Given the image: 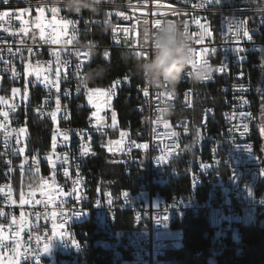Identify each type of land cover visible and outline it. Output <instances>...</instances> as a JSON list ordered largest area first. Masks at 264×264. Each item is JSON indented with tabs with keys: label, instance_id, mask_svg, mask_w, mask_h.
Here are the masks:
<instances>
[{
	"label": "built area",
	"instance_id": "1",
	"mask_svg": "<svg viewBox=\"0 0 264 264\" xmlns=\"http://www.w3.org/2000/svg\"><path fill=\"white\" fill-rule=\"evenodd\" d=\"M157 19L187 23L197 66L206 60L211 78L193 80L190 65L174 88L149 87L129 71L91 88L86 68L96 60L107 65L116 52L151 59L143 33L156 31ZM203 28L211 35L200 41ZM263 58L264 0H100L78 14L64 0L0 4V264H131L137 254L144 264H164L165 250L182 241L178 222L190 214L207 218L203 264H245L242 231L264 224L253 103ZM85 85L104 90L101 99L116 114L119 103L137 115L119 119L114 138L130 184L117 194L89 183L85 163L99 129L91 113L79 122L76 111L102 95ZM29 115L48 122L56 160L51 195L24 204L14 194L15 171L40 173L39 159L26 156L28 133L21 134Z\"/></svg>",
	"mask_w": 264,
	"mask_h": 264
},
{
	"label": "trees",
	"instance_id": "2",
	"mask_svg": "<svg viewBox=\"0 0 264 264\" xmlns=\"http://www.w3.org/2000/svg\"><path fill=\"white\" fill-rule=\"evenodd\" d=\"M137 60L136 57H129L125 53L116 52L107 65L97 60L94 61L86 68L89 86L91 88H105L115 77L128 71L132 73L134 79L140 80L141 74L136 70ZM253 103L257 113L258 103L256 99ZM115 108L118 110V123L119 119L123 120L127 115L133 121L137 120L136 114L126 111L127 105L123 104L119 107L118 103ZM90 113V108L78 109L76 115H80L79 122L88 118ZM26 129L28 133L26 156L39 159L40 173L34 175L28 171L22 172L20 169L15 171L13 185L14 194L17 197L22 193L24 195L26 189L36 187L41 181V176L48 173V163L44 161V156L49 155L52 145L47 121H40L29 115ZM117 134L118 129H105L103 132L99 131L94 134L93 151L85 163L89 171L88 177L92 190L99 191L101 194H117L120 190L130 186L122 175L117 157L104 153L101 146L102 138L114 139ZM260 143L258 133H256L257 150H259ZM258 156L261 157L259 154ZM177 226L181 228L182 241L179 247H168L165 250L164 264H203L207 252V242L204 239V235L208 231L206 215L190 214L178 222ZM242 238L245 243V264H264V224L260 227L244 229Z\"/></svg>",
	"mask_w": 264,
	"mask_h": 264
},
{
	"label": "clouds",
	"instance_id": "3",
	"mask_svg": "<svg viewBox=\"0 0 264 264\" xmlns=\"http://www.w3.org/2000/svg\"><path fill=\"white\" fill-rule=\"evenodd\" d=\"M67 9L74 13L84 10L95 11V0H64ZM144 41L150 42L151 59H138L136 70L149 87L161 88L164 85L174 88L182 79L192 61V38L179 22L161 20L156 31L145 29ZM210 74L206 66H198L192 72L195 81H202ZM87 80H85V83Z\"/></svg>",
	"mask_w": 264,
	"mask_h": 264
},
{
	"label": "rangeland",
	"instance_id": "4",
	"mask_svg": "<svg viewBox=\"0 0 264 264\" xmlns=\"http://www.w3.org/2000/svg\"><path fill=\"white\" fill-rule=\"evenodd\" d=\"M94 93H100L102 97L96 99L95 97L89 100V106L91 108V119L96 124V127L100 132H103L105 129H118L119 123L116 112L113 110L111 103L107 99H101L106 96L104 90H94ZM113 113H115V122L113 121ZM24 131L21 132L22 135L27 133V129L22 127ZM104 153L117 156L120 150V144L116 139H104L102 138L101 143ZM55 157L53 155L44 156V161L49 165V172L47 175H42V181L39 183L38 187L30 188L25 190V194L20 195L22 203L26 204L30 198L37 196H46L51 195V192L48 191L51 188V183L54 180L55 176ZM39 172V171H38ZM264 166H260V173L264 177ZM144 255L137 254L133 257L131 264H144ZM155 264H158V259L155 258Z\"/></svg>",
	"mask_w": 264,
	"mask_h": 264
},
{
	"label": "snow or ice",
	"instance_id": "5",
	"mask_svg": "<svg viewBox=\"0 0 264 264\" xmlns=\"http://www.w3.org/2000/svg\"><path fill=\"white\" fill-rule=\"evenodd\" d=\"M99 2H100V0H95L96 5L99 4ZM216 2L219 3V0H216ZM9 3H10V0H0V4H2V5H8ZM196 6H197V7H200V5H196ZM41 11H43V9H41ZM51 11H52L53 13H56V12H58V9H57L55 6H53V7L51 8ZM118 14H119V13H118ZM2 15H8V13H7V12H4ZM65 23H66V24H74L75 22H74L73 20H66ZM144 23L147 24L148 21L145 20ZM160 23H161V20H159V19L155 20V21H154V27L157 29L158 26L160 25ZM202 27H203V26H202ZM241 28H242V25H240V24H237V25L235 26V31H236L237 35L240 33ZM184 30H185L186 33H188V25H187V23H185ZM205 35H209V36L211 35V33L208 31L207 28H203V31H202L201 34H200V41L203 40V38H204ZM244 35L247 36L249 39L252 38V37L249 35V33H248L247 30L244 31ZM200 41H198V42H200ZM144 42L147 43V41H144ZM29 51H31V50H29ZM208 51H209V49H207V48L203 49V52H204V53H208ZM215 51H216V50H215L214 48L211 49V52H212V53H215ZM243 51H244V49H242V48H237V49L234 50V54L237 55L238 58H239L240 60H243L244 57L240 55V53L243 52ZM85 55H87V53H85ZM140 55H142V56L147 60V53H140ZM105 56H108V53H107V52H105ZM192 58H193V59H192L190 65H191L193 71H195V69H196L198 66H197V62H196V60L194 59V49H193V48H192ZM203 66H206L208 69H210V73H211V71L214 70V69H212V67H211L210 65L207 64V61H206V60L204 61ZM77 67L79 68V65H77ZM226 67H227L226 64L221 65V67H220L219 69H215V71L223 72L224 69H225ZM14 75H15V74H14ZM188 75H192V72H189ZM241 75H243V74L241 73ZM210 78H211V75L209 74L208 76L204 77V80H208V79H210ZM125 79L127 80L128 78L126 77ZM116 83L118 84V83H120V81H116ZM166 86H167V85H164L163 87H166ZM85 88H86V90H87L88 92H92V91H94V90H92V89H87L86 85H85ZM242 90H243V89H242ZM14 91H17V90L14 89ZM77 91H79V88L77 89ZM67 94H68V93L66 92L65 95H67ZM112 94H114V93H112ZM143 94H144L146 97L149 95V92H148V89H147V88H145V89L143 90ZM168 95H169V97H171V96L173 95V93L169 92ZM2 99H3V98H0V100H2ZM262 99H264V96H262ZM244 103H248V102H247V101H244ZM57 104L59 105V98L57 99ZM58 110H59V109H58ZM161 111H163V109H161ZM5 115H6V114H5ZM241 115L243 116L244 113H241ZM52 118L55 120V118H56L55 113L52 114ZM113 121L115 122V113H113ZM244 128H245V131H246V130H247V124L244 125ZM21 131H24V130L21 129ZM174 135H175V134H174ZM64 138L67 139V135H66V134H64ZM5 140H7V136L5 137ZM143 147H144V148H147L148 145H143ZM248 150L251 151V148L249 147ZM33 159H35V157H33ZM157 159H158V161H162V160H163L162 157H158ZM204 167L207 168L208 166H207V165H204ZM37 171H38V169H37ZM262 174H264V172H262ZM78 214H79V213H77V215H78ZM49 250H50V244H49V243H46V244L44 245V249H43V251H44V253H47ZM38 264H39V262H38Z\"/></svg>",
	"mask_w": 264,
	"mask_h": 264
},
{
	"label": "water",
	"instance_id": "6",
	"mask_svg": "<svg viewBox=\"0 0 264 264\" xmlns=\"http://www.w3.org/2000/svg\"><path fill=\"white\" fill-rule=\"evenodd\" d=\"M262 67H264V58L262 59ZM264 72L258 79L257 87H256V94L255 99L258 103V109L256 113V120L258 123L257 133L260 139V147H259V154L261 155L260 162L262 163L264 160Z\"/></svg>",
	"mask_w": 264,
	"mask_h": 264
}]
</instances>
